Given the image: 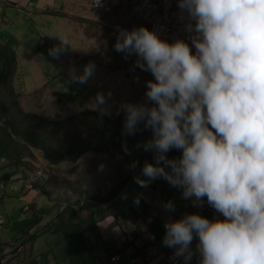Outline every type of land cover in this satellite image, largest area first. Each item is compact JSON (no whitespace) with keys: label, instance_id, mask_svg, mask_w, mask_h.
<instances>
[{"label":"clouds","instance_id":"clouds-1","mask_svg":"<svg viewBox=\"0 0 264 264\" xmlns=\"http://www.w3.org/2000/svg\"><path fill=\"white\" fill-rule=\"evenodd\" d=\"M177 3L189 21L191 48L144 26L118 30L114 50L125 59L135 55L136 67L154 77L144 102L120 106L123 133L150 130L142 146L154 163L145 161L143 174L181 189L193 207L206 198L220 214L210 220L185 213L166 222L162 243L175 257L184 264L194 254L198 264H264V0ZM100 5L91 0L90 7ZM94 72L89 63L76 79L86 83ZM97 101L105 102L103 94ZM173 149L181 155L168 159ZM163 207L175 211L171 200Z\"/></svg>","mask_w":264,"mask_h":264},{"label":"crops","instance_id":"crops-1","mask_svg":"<svg viewBox=\"0 0 264 264\" xmlns=\"http://www.w3.org/2000/svg\"><path fill=\"white\" fill-rule=\"evenodd\" d=\"M88 2L89 0H0V31H3L0 44L9 47L15 53L10 42L4 40L5 36H11L4 28L9 26L5 13L8 8L20 9L22 13L24 11L25 16H30L26 18L32 22L34 20L36 22L43 16L47 22H51L52 16H56L66 21L76 20L80 23L86 22L80 18H95L98 22L94 24L100 25L99 22L110 17L102 16L104 14L97 15L89 10ZM173 2L174 5L178 4L177 0ZM114 10L118 12L121 9ZM123 22L126 24L125 29L128 25L126 15ZM136 24L137 21L134 20L133 25L136 26ZM38 30L41 29L38 28ZM113 34L116 35L114 32ZM44 35L51 50V40L45 33ZM37 44L38 39H36L35 48L39 52ZM137 152L125 156L116 150H108L106 154L100 155L95 167L83 175L86 176L85 178L90 176L91 180L83 184L85 178L73 179L65 176L66 182L68 178L70 180L67 186H64L65 180L27 181L26 175L29 170H26V167L4 163L3 158L9 162L10 160L4 156L0 157L2 159L0 161V218H3V222L0 223V264H100L113 252L118 254V260L114 264H164L165 253L172 249L162 243L166 222L177 220L185 213H197L210 220L214 216H220L207 204L206 198L202 207H193L190 200L182 198L181 189L173 187L162 177L150 180L145 176L142 172L143 165L145 161L153 163V157L141 164L137 163V167L130 170L128 165L133 160L136 161ZM166 155L168 159H177L181 153L170 151ZM105 161L112 162L115 166L103 167ZM29 162L34 167L39 166L35 159ZM34 162L37 164H33ZM161 166L168 170L166 164L162 163ZM120 168L124 170L118 172L121 174L118 178L115 173ZM57 174L63 176L58 172ZM4 175H6L5 179H3ZM137 177L141 181H146L145 186L142 187L137 183ZM93 183L95 192H88ZM115 190L116 194H114ZM92 194L98 196V201L96 200L98 203L92 202L95 207L80 209L82 204L89 203L88 195ZM112 194L114 196L110 197ZM19 195L24 196L19 199ZM117 198L120 200L109 210L100 206L107 199L117 200ZM169 200L175 204L174 212L165 210L162 205V202L166 203ZM61 202H65L63 204L65 213H70L73 209L77 212L67 224L68 226L57 229L56 216ZM19 206H21L20 209ZM44 207H49L48 211H45ZM90 219H94L92 224ZM50 222L52 223L49 228H43ZM78 222L86 223L82 228H88L67 237L71 224ZM150 234L155 237L156 249L151 259H146L144 249ZM196 244L197 239L194 238L192 243L194 252ZM192 260L198 264V254H194Z\"/></svg>","mask_w":264,"mask_h":264},{"label":"rangeland","instance_id":"rangeland-1","mask_svg":"<svg viewBox=\"0 0 264 264\" xmlns=\"http://www.w3.org/2000/svg\"><path fill=\"white\" fill-rule=\"evenodd\" d=\"M175 7H178V4H175ZM114 11L102 15L110 17L99 22L100 25L94 24L98 22L95 18H80L89 22L80 23L76 20L66 21L56 16H52L51 22H47L44 16L32 22L26 18L24 11L20 12V9L8 8L5 11L9 26L4 28L11 36H5L4 40L9 41L15 51V64L10 82L12 90L11 85H8L13 97H9L3 88H0V101L7 106L12 127L27 129L37 134L40 137L39 142L46 145L54 154L76 133H82L80 140L83 143L93 144L100 149L99 152L87 150L74 162L63 161L54 165L44 160L42 153L25 143L21 149V159L37 160L39 166L47 170L46 180L50 182L65 180L64 186H67L70 180L68 178L66 182L65 176L73 179L85 178L83 175L95 167L100 155L107 153L106 148L110 146L115 148L112 149L115 151V144L121 143L114 135L110 136L106 131L97 128L101 126L103 130L117 133L123 131L125 114L120 106L123 103L144 102L146 81L154 80L150 72L136 67L135 55L125 59L123 53L114 50L118 30L124 29L126 25L123 22L126 13L121 10ZM38 28L41 30L37 31ZM40 31L46 34L52 44V49L45 55L37 52L35 48L36 39L40 38V34L45 37ZM2 34L3 31H0V36ZM64 41L67 44H63ZM188 44L191 48V40ZM89 63L95 65L94 74L86 83L78 82L76 77L83 74L85 65ZM98 94H103L105 100L103 104L97 101ZM15 95L18 99H15ZM16 105L22 113L17 110ZM17 132L20 131L16 130L13 136L21 140V134ZM150 137L151 131L142 129L129 140L128 136H123L121 147L124 148L126 155H132ZM132 139L133 142L127 145L126 142ZM102 140L105 141L104 145L100 144ZM17 146L13 142L10 150ZM125 146L128 152L125 151ZM1 150L0 147V154L5 151L14 154V151L10 152L8 149ZM102 151L105 152L101 153ZM3 162L10 164L4 158ZM113 165L115 166L114 163L105 161L103 167ZM123 170L120 168L115 175L120 178L121 174L118 172ZM57 172L63 176H59ZM91 179L88 176L83 184ZM93 187L94 183L88 192L94 193ZM19 196V199H22L24 195ZM100 206L103 207L104 204ZM43 209L48 211L49 207Z\"/></svg>","mask_w":264,"mask_h":264},{"label":"trees","instance_id":"trees-1","mask_svg":"<svg viewBox=\"0 0 264 264\" xmlns=\"http://www.w3.org/2000/svg\"><path fill=\"white\" fill-rule=\"evenodd\" d=\"M105 28L108 29L107 27H105ZM14 64H15V53L9 47L0 44V88H3L4 92H6L9 97H13L10 93V89H9L8 85H11V90H12V84H10V82L12 80V73H13L12 69H14ZM6 79L9 81L7 82ZM16 98H17V95H15V99ZM16 108L20 113H22V111L18 105H16ZM90 112L95 113L94 111H90ZM103 116L105 117V115H103ZM106 118H108V117H106ZM97 129H100L104 132L106 131L110 136H111V134L114 135L115 138H117L118 142L121 143V145L123 144V141H124L122 139V137L128 136V135L124 134L123 131H121L120 133H117V132H109V130H106V129L103 130V128L101 126H99ZM142 129H143V126L141 125V130ZM16 130L20 131V132H17V134H19V133L21 134V140H19L18 138L13 136V133ZM81 134L82 133L74 134L65 143V145L62 147V149L58 150L57 153L54 154V153H52V151L50 149L47 148L46 145L44 146L42 143L39 142L40 137L37 134H34L27 129H20V128L15 129V128H13L11 123H10V120L8 118L7 106L0 101V147L2 150L8 149L10 152L14 151V154H9L8 152L3 151L4 153L0 154V157L4 156V157L8 158V160H10V164L21 165L23 167H26L25 169L29 170L27 172L26 177L31 172V170L34 168V166L31 165V163L29 161L21 159V149L25 143H27L30 147H33L36 150H38L40 153H42L43 159L48 161L50 164L55 165V164H58V163L63 162V161L74 162V161H76V158H79L80 156H82L83 153L87 150L97 151V152L100 151V149L93 144H87L86 145L85 143H83L82 140H80L81 137L83 136ZM132 137H133V135L128 136V140ZM104 140L100 141L101 145L105 144ZM13 142L16 143L18 146L14 150L13 149L10 150ZM132 142H133V139L128 143L126 142V144L130 145ZM121 145L115 144L116 151H118L122 155L126 156V153L123 151L124 148L121 147ZM89 146H91V148H89ZM139 148L140 149L137 150L138 152L136 154L137 163L141 164V162L147 160L148 158L153 157L152 152L145 151L143 146L139 147ZM112 149H115V148H111L109 146L108 148L105 149V151L112 150ZM105 151H102L101 153H103ZM172 151L180 152V151L175 150V149H173ZM28 166H29V168H28ZM5 178H6V175H4L3 179H5ZM114 194H116V190L114 191ZM114 194L110 195V197H113ZM88 196H89L88 197L89 203L86 205L82 204L80 209H83L84 207H95L94 206L95 204H93V203H98L97 202L98 201L97 195L92 194V195H88ZM100 199H102V198H100ZM115 200L116 199H107V201L106 200L103 201V204H104L103 207H105V208H107V210H109L113 205H115L117 203V201L120 200V198H117L116 201ZM64 207H65L64 205H62V204L60 205V208L58 210V215L56 216L57 229L58 228H64V227L68 226L67 224L70 223V221L74 218V216L76 215V212H77L75 209H73L70 213H65V210L63 211ZM93 221H94V219H90V224H92ZM51 223L52 222H50L49 224H47L43 228H49ZM85 224L86 223H81V222L72 223L71 229H70L67 237H71L74 234L81 233L83 229L86 230L88 227L82 228L83 226H85Z\"/></svg>","mask_w":264,"mask_h":264},{"label":"built area","instance_id":"built-area-1","mask_svg":"<svg viewBox=\"0 0 264 264\" xmlns=\"http://www.w3.org/2000/svg\"><path fill=\"white\" fill-rule=\"evenodd\" d=\"M91 0L87 4V8L97 15L110 14L115 8H120L126 13L128 25L125 29L132 30L144 26L150 31H155L159 38L172 43L176 39H183L186 43L190 42V33L185 30V25L189 23L186 14H182L178 7H175L173 0H101L98 7H90ZM28 11V10H25ZM29 13V12H27ZM136 20V26L133 21ZM194 23V22H193ZM39 52L47 54L50 46L43 34L38 39ZM33 164H36L34 162ZM47 170L40 166L34 167L28 174L27 181H35L37 179H47ZM165 203L162 202V205ZM3 218H0V223ZM156 249L155 237L149 235L147 246L144 249L146 259H151V255ZM118 260V254L113 252L112 255L104 258L100 264H114ZM164 264H184L182 258L174 256V250H168L164 256ZM189 264H196L193 260Z\"/></svg>","mask_w":264,"mask_h":264},{"label":"bare ground","instance_id":"bare-ground-1","mask_svg":"<svg viewBox=\"0 0 264 264\" xmlns=\"http://www.w3.org/2000/svg\"><path fill=\"white\" fill-rule=\"evenodd\" d=\"M105 15V14H104Z\"/></svg>","mask_w":264,"mask_h":264}]
</instances>
